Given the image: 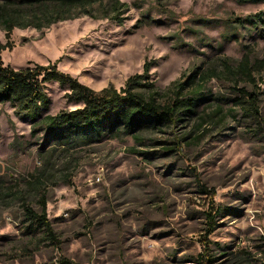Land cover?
I'll list each match as a JSON object with an SVG mask.
<instances>
[{"label": "rangeland", "instance_id": "rangeland-1", "mask_svg": "<svg viewBox=\"0 0 264 264\" xmlns=\"http://www.w3.org/2000/svg\"><path fill=\"white\" fill-rule=\"evenodd\" d=\"M262 11L263 2L242 0H103L47 28H16L10 38L0 28V42L12 45L2 58L15 69L57 63L95 91L121 89L148 64L146 94L164 103L194 71L198 79L236 68L247 45L262 57L264 22L244 21ZM258 79L260 123L229 113L232 83L213 78L196 120L147 127L144 140L73 147L33 133L11 103L0 104V264H198L201 253L210 264H264ZM46 92L42 116L80 107L58 83ZM199 183L219 208L208 240L210 200ZM43 191L54 239L25 215V206L40 212Z\"/></svg>", "mask_w": 264, "mask_h": 264}, {"label": "trees", "instance_id": "trees-1", "mask_svg": "<svg viewBox=\"0 0 264 264\" xmlns=\"http://www.w3.org/2000/svg\"><path fill=\"white\" fill-rule=\"evenodd\" d=\"M103 0H0V28L10 38L14 29L34 27L43 29L68 19H72L77 10H86ZM245 2H263L264 0H242ZM248 21L255 26L264 22V11L248 16ZM11 44L0 42V104L11 103L16 115L29 120L33 133L44 130L46 135L58 140L62 145H89L104 138L120 139L125 136L135 140H144L143 131L157 125L174 128L185 117L197 119L199 103L204 99V90L210 79L228 80L232 83L235 96L229 113L241 112L249 119L260 123V83L258 77L264 74V55L253 57L251 46L246 51L236 68L225 64V70L214 75L203 73L197 79L196 71L182 80L175 82L172 97L166 102L158 100L157 91L150 94L146 88H152L149 81L148 64L143 74L130 77L121 89L114 87L95 91L81 83L70 74L60 70L57 63L35 65L24 69H15L5 65L2 53L11 48ZM48 83H58L68 88L67 102L80 105L73 110H63L56 115L42 112L50 106L46 92ZM243 84L242 86H240ZM176 149L179 142H173ZM134 153H140L135 148ZM200 190L209 195L210 211L207 213L208 228L205 240L214 232L215 217L219 212L216 207V193L199 183ZM47 195L43 191L39 197L40 212L25 206V215L30 225L36 223L47 235L54 239L55 232L47 216ZM203 248L206 245L203 244ZM206 252V250L204 251ZM198 264H210L206 253L199 254Z\"/></svg>", "mask_w": 264, "mask_h": 264}]
</instances>
